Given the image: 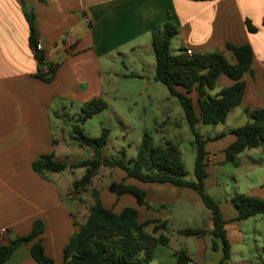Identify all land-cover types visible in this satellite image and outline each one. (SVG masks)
<instances>
[{
	"label": "crops",
	"instance_id": "crops-1",
	"mask_svg": "<svg viewBox=\"0 0 264 264\" xmlns=\"http://www.w3.org/2000/svg\"><path fill=\"white\" fill-rule=\"evenodd\" d=\"M23 1L36 15L38 42L42 41L44 54L58 67L51 83L37 77L40 66L31 45V28ZM23 1L0 0V247L30 235L35 222L41 221L45 232L36 241H42L46 255L56 264H64V249L79 230L75 220H84L78 215L80 207L69 195L75 180L66 175L70 169L44 179L33 170V163L40 156L53 153L68 157L65 145L59 142V135L65 133L66 119L73 109L80 111L93 99L108 100V79H147V89L158 88L152 34L156 27L168 21L179 28L178 36L172 41L179 52H221L232 64L236 59L228 44L250 45L254 52L252 72L244 76L246 90L241 106L224 123L214 126L211 134L203 133L207 125L201 123L198 127L208 139L206 189L219 186L226 176V151L237 140L234 130L250 122L246 110L264 108V0ZM248 22L257 32H250ZM120 66L125 71L118 70ZM233 84L229 76L222 75L217 89L210 94L215 96ZM178 90L186 93L183 87ZM190 96L200 115L198 93ZM73 126L71 122L72 134ZM229 136L232 139L228 147L219 152L225 156L221 165L218 152L210 151L209 147L213 141ZM236 162L229 179L237 185V192L227 193L230 200L225 202L220 191L213 197L227 222L225 229L231 244L229 264L233 263L234 245L244 244L248 237L264 245V215L239 221V210L233 202L237 194L264 200V147L244 152ZM116 173L118 181L125 179L124 172ZM126 183L147 192V206L139 205L132 196L140 222L154 219L167 224L162 232L169 236V246L159 245L151 264H178L177 253L181 251L192 258L191 264H207L208 252L213 250V222L198 192L168 183L143 184L135 179H127ZM126 196L131 195L116 200L117 196L110 194L106 201L102 194V201L106 208L121 213L128 207L120 204ZM199 204H202L199 211L206 208L207 212L197 213L195 207ZM198 215L202 226H195ZM251 220L254 228L248 231ZM178 223L190 226L179 228ZM153 228L150 226L148 231L152 232ZM188 228H204L207 234L203 237L179 234ZM4 230L7 233L2 236ZM219 251L222 249L215 252ZM241 257L237 264H256L244 252ZM260 258L264 263V258ZM3 264L39 263L32 256L30 244L18 247Z\"/></svg>",
	"mask_w": 264,
	"mask_h": 264
},
{
	"label": "trees",
	"instance_id": "trees-1",
	"mask_svg": "<svg viewBox=\"0 0 264 264\" xmlns=\"http://www.w3.org/2000/svg\"><path fill=\"white\" fill-rule=\"evenodd\" d=\"M23 1V0H22ZM205 2L214 0H190ZM26 18L31 28V45L35 51L38 43L36 15L23 1ZM250 32H257L248 22ZM179 34L178 26L168 21L156 27L152 34L153 47L156 55V81L164 84L172 97L179 100L185 120L194 138L196 150L194 179H188V171L184 154L178 143L164 140L156 145L151 137L145 134L142 145L136 157L127 161L123 158L110 159L105 156L110 131L103 129L98 138L89 137L81 125L73 126L72 140L81 148L92 151V157L75 164L67 163L65 158L53 154L42 155L33 163V170L44 179L51 174H59L72 170H84V174L72 186L71 193L80 195L91 191L93 203L89 214L83 221L75 220L79 230L74 233L64 249V264H151L159 245L169 246L170 238L163 233L167 227L160 220L140 222L139 212L132 207L125 208L121 213L106 208L102 201V193L94 188V180L104 168L112 172L122 171L126 174L122 181L114 180L108 186V191L117 197L133 196L139 205L147 206V192L137 186L126 183L127 179H135L143 184H172L180 188H189L198 192L205 207L210 210L213 222V250L220 248L223 252L221 264H229L231 259V244L227 238L224 219L220 204L208 194L205 180L207 177V144L208 139L199 131V124L216 126L224 123L231 112L241 106L246 83L244 76L252 72L254 52L250 45L228 44L227 48L233 53L236 63L232 64L221 52L193 53L180 50L172 53V41ZM39 66L43 64L44 54L35 53ZM57 66L50 74L37 77L51 83L57 72ZM222 75L229 76L234 84L222 89L217 95L210 92L218 87ZM183 87L186 93L178 90ZM193 92L198 93L200 115L197 114ZM107 102L96 98L81 107L80 122H85L104 112ZM250 122L234 130L237 140L226 151L227 162L237 165V158L248 150L264 147V108L246 110ZM57 144L54 141V145ZM81 201V199H79ZM233 202L239 210V221L264 215V200L245 194H237ZM154 226L153 231L148 228ZM45 232L44 224L36 221L30 235L17 238L8 245L0 247V264L8 261L15 250L23 245L32 244V256L39 264H56L46 255L41 240L36 241ZM185 237H203L207 234L204 228H188L179 232ZM178 264H191L192 258L185 252L177 253Z\"/></svg>",
	"mask_w": 264,
	"mask_h": 264
},
{
	"label": "rangeland",
	"instance_id": "rangeland-1",
	"mask_svg": "<svg viewBox=\"0 0 264 264\" xmlns=\"http://www.w3.org/2000/svg\"><path fill=\"white\" fill-rule=\"evenodd\" d=\"M171 50L173 54H178L179 51L177 50L175 42H173ZM121 69V66L118 67V70ZM122 70L125 71V69ZM108 80V100H105L108 104V108L104 112L85 122H80L82 112L75 108L70 112L69 119H66V124H64L65 133L59 135V142L65 145V151L68 154V157H65V159L69 161L70 164H75L92 157L91 150L81 148L72 140L70 136L72 134V122L73 125H81L85 133L91 138L100 137L102 130L108 129L110 135L108 145L104 151L105 156L110 159L123 158L129 161L136 157L145 134H148L152 142L156 145L162 144L164 140H171L174 143H178L184 154L188 179H194L196 160V150L193 145L194 138L185 120L184 111L179 100L172 97L168 88L160 82L157 83L158 88L156 90H151L146 88L147 79L140 80L133 77H118L114 80ZM180 122H182V125L177 127V123ZM213 128L214 126L207 125L203 133L208 132L211 134ZM231 139L232 137L229 136V138L225 140L213 141V146L211 145L209 147L210 151L218 152L219 164L225 161V156L219 152L228 147ZM226 165L225 179L219 186L210 187L207 191L212 197L220 191L222 193L223 202L230 198L227 193L235 194L238 189L237 185L231 181V178L229 179V177L233 176L235 166L231 163H227ZM82 173H84L83 169H70L66 172V175L69 179L76 181L81 178ZM114 180H118V174L107 168L102 169L94 180V188L103 194L106 201H108V196H110V194L114 195L108 191L109 184ZM225 184L228 185L226 186ZM240 187L243 190L245 189L243 183H241ZM69 195L80 207V213L78 215L80 219L83 220L88 216L90 205L93 203L91 191L83 192L80 195H74L70 192ZM79 199H81V201ZM117 199L118 197L116 200ZM120 204L132 208L137 206L132 196L121 198ZM200 205L202 204L195 207L197 213L202 214L203 212H207L206 208H204V211H199ZM68 206H72L71 203H68ZM262 217L264 218V216ZM198 219V225L195 226H202L203 223L199 215ZM253 221L254 220H251L249 222L248 231L253 230ZM178 226L179 228H184L190 225L187 223H178ZM242 252L249 258H252L256 264H264L263 260L260 258V256L264 258V245L263 243H257L253 237H248L244 244L234 245L233 263L231 264H237L241 261ZM208 253L210 259L207 264H220V260L223 258L222 251L215 252L209 250Z\"/></svg>",
	"mask_w": 264,
	"mask_h": 264
},
{
	"label": "built area",
	"instance_id": "built-area-1",
	"mask_svg": "<svg viewBox=\"0 0 264 264\" xmlns=\"http://www.w3.org/2000/svg\"><path fill=\"white\" fill-rule=\"evenodd\" d=\"M88 23H90V20L87 19L86 20ZM35 53L37 52H42L44 54V45L42 43V41H39L37 43V46L35 48ZM187 54L192 55V51H187ZM56 65H54L53 63L50 62V60L46 57V55L44 54V59H43V64L40 66L39 71L42 74H50L52 72V70L54 69ZM7 232L4 230L2 231L1 235L4 236Z\"/></svg>",
	"mask_w": 264,
	"mask_h": 264
}]
</instances>
